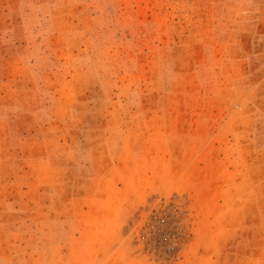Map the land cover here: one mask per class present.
Wrapping results in <instances>:
<instances>
[{
    "label": "rangeland",
    "instance_id": "1",
    "mask_svg": "<svg viewBox=\"0 0 264 264\" xmlns=\"http://www.w3.org/2000/svg\"><path fill=\"white\" fill-rule=\"evenodd\" d=\"M0 264H264V0H0Z\"/></svg>",
    "mask_w": 264,
    "mask_h": 264
}]
</instances>
